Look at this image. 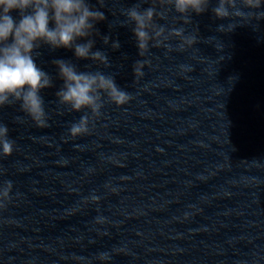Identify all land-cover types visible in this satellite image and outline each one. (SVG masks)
Wrapping results in <instances>:
<instances>
[{
	"label": "clouds",
	"instance_id": "obj_1",
	"mask_svg": "<svg viewBox=\"0 0 264 264\" xmlns=\"http://www.w3.org/2000/svg\"><path fill=\"white\" fill-rule=\"evenodd\" d=\"M104 2L97 0L100 5L98 8L89 0H0V108L19 104L20 110L36 127L49 126L44 98L40 93L52 88L54 83L52 76L36 62V57L40 55L37 50L41 46L51 50L71 49L77 59L90 60L104 67L111 66L104 51H93L95 39L92 37L94 34L99 35L96 24L107 19L100 10ZM145 2L147 0H138L133 6L124 9L122 15L126 19L120 22L121 27L134 25L132 33L140 56L149 50L150 43L153 47H166L171 51L167 42L173 37L180 40L178 50L194 44L197 36L185 35L183 28L166 29L156 20L164 19L169 11H174L184 23L189 24L192 13L202 14L210 4V0H164V5L158 10L155 2L142 8L141 4ZM14 11L18 13L19 19L11 14ZM212 13L221 20L233 17L264 19V0H217ZM235 27L230 25L229 30ZM223 29V24L218 26V31ZM102 40L105 45H109L111 38L104 35ZM110 46L112 50H118L121 45L118 40H112ZM52 63L62 81L55 95L58 102L70 111L87 109L91 117L99 116L105 97L116 106L125 105L131 99L128 92L117 86L112 75L101 71H80L75 64L64 59H55ZM144 63L139 60L135 62L133 71L136 75H143ZM89 122L90 116L82 115L71 124L69 137L87 134ZM8 133V126L0 123V155L4 157L10 156L15 146ZM12 188L10 180L0 187V208H5L10 202ZM98 259L107 261L110 255L101 252Z\"/></svg>",
	"mask_w": 264,
	"mask_h": 264
}]
</instances>
